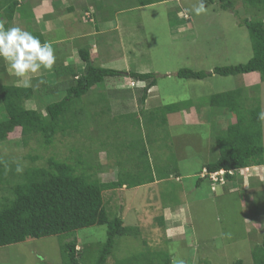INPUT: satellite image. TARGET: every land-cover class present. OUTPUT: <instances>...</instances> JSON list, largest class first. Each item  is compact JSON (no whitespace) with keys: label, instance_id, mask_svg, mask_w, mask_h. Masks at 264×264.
<instances>
[{"label":"rangeland","instance_id":"rangeland-1","mask_svg":"<svg viewBox=\"0 0 264 264\" xmlns=\"http://www.w3.org/2000/svg\"><path fill=\"white\" fill-rule=\"evenodd\" d=\"M101 1L107 6L102 3L97 21L101 24L103 15L113 19L123 11L121 19L128 32L125 51L118 37L106 40L97 66L111 63L118 71L155 74L157 86L149 91L145 109L140 112L145 84L132 88L127 77L108 78L75 102L78 111L86 112L84 117L79 115L82 123L77 133L58 135L54 146L46 149L39 136L24 145L17 130L0 143V162L18 172V166L22 171L43 167L52 156L75 163L70 159L86 154L103 183L117 181L121 173L129 178L136 164L151 166L146 177L153 175L157 183L104 193L111 216L119 214L127 227L137 231L136 236L117 240L109 264H173L177 257L186 264H254L252 252L264 237V165L236 173V182L224 186L201 179L204 168L221 154L216 136L236 121L233 114L212 109L210 98L240 89L244 109L260 104L264 114V82L259 73L212 75L201 81L180 79L177 73L183 69L211 73L217 67L247 64L254 50L249 30L240 19L264 20V9L236 0L234 11L224 10L217 2L205 0L206 13L196 15L193 6L198 0H163L145 7L136 0ZM0 22H9L2 10ZM67 56H57L51 69L41 68L49 85L73 81L55 77ZM126 57L130 66H123ZM85 69L82 63L75 67L81 75ZM58 90L38 92L27 108L46 114L49 104L66 97L64 88ZM187 102L193 107L170 115L168 125L156 120L157 108ZM102 109L108 110L104 116L99 114ZM5 115L0 99V122ZM262 125L264 132V118ZM30 155L41 159L33 162ZM157 171L170 177L159 179ZM3 196L0 192V205ZM107 237V227L96 226L78 231L73 238L28 239L0 248V264H62L63 241L76 240L78 250H83L105 243Z\"/></svg>","mask_w":264,"mask_h":264},{"label":"trees","instance_id":"trees-1","mask_svg":"<svg viewBox=\"0 0 264 264\" xmlns=\"http://www.w3.org/2000/svg\"><path fill=\"white\" fill-rule=\"evenodd\" d=\"M27 0H0V12L11 22L19 13L26 18L30 9L24 5ZM140 7L154 5L163 0H136ZM139 1V2H138ZM205 1V0H204ZM245 5L252 8L264 9V0H243ZM209 4L216 3L224 10L234 11L236 0H207ZM32 15H28L30 18ZM250 33L254 56L247 63L239 66L217 67L213 72H196L183 69L177 73L178 78L185 80H205L212 75L221 77L241 76L259 73L264 82V20L240 19ZM7 27V26H6ZM38 36L43 42V36ZM80 57L86 64L83 75L75 71L74 66H67L56 72L59 79L69 77L73 81L68 84L61 82L52 86L44 84L42 87L1 86L0 99L5 109L6 118L0 122V143L9 140V136L21 130V141L24 145L34 137L39 136L43 147L49 149L54 146L58 135L72 136L81 128V117L86 116L84 109L78 111L74 104L82 99L98 85L108 78L128 77L136 81L148 83L140 98L143 111L148 99L149 90L157 86L156 75L153 73L121 72L103 68L93 64L88 50H81ZM65 80V79H64ZM63 80V81H64ZM66 81V80H65ZM40 83V82H37ZM60 87V88H59ZM64 88L66 97L59 103L49 104L46 114L38 110L28 109V101H36L37 93H52ZM59 91V90H58ZM245 96L242 90L217 94L210 98L212 109H222L235 116V122L215 138V145L220 150L217 161L209 163L204 171L216 173L227 171V184L236 182L235 175L230 171L239 172L244 169H254L264 165V132L263 118L260 104L257 107L244 109ZM124 104H122V108ZM193 107L192 102L168 105L157 108V121L168 125V116L188 111ZM108 113L102 109L101 116ZM146 155V153H144ZM79 157V156H78ZM70 159L75 163L50 157L43 167H27L22 172L7 170L8 163L0 162V192L4 193L3 203L0 205V248L26 242L28 239H43L48 237H75L80 230L96 227H107V241L83 250H78L76 240L62 242V264H109L114 253L117 240L137 235L135 228L127 227L119 214L111 216L104 201V193L123 187L131 189L155 183L153 175L147 178L151 166L142 168L137 165L135 174L121 173L119 179L110 183H103L95 171V166L86 157ZM35 162L41 157L30 155ZM126 167V165H125ZM158 172V171H157ZM175 170L176 177L179 175ZM159 171V179L170 176ZM136 175V176H133ZM145 176V178H143ZM9 177L17 183L11 182ZM209 180L207 178L201 179ZM164 221V219L162 220ZM253 263L264 264V237L253 252ZM165 264H171L167 261ZM242 264V262H238Z\"/></svg>","mask_w":264,"mask_h":264},{"label":"crops","instance_id":"crops-1","mask_svg":"<svg viewBox=\"0 0 264 264\" xmlns=\"http://www.w3.org/2000/svg\"><path fill=\"white\" fill-rule=\"evenodd\" d=\"M92 1L93 2H91V0L23 1V4L27 6L26 10L30 9V14L28 15L32 16L28 18L27 15L25 18L17 13L11 22H8V24L4 25L5 27H21L24 30L30 31L32 34L42 35L44 41H50L52 43V46L55 49L56 60L57 56L61 57L65 54L68 55L64 63L61 64L63 68H66L67 66H74L77 68V66H79L81 63L83 66H86L80 57L81 50H88L91 61L97 66L98 60L101 59L100 55L103 50V44L106 43V40L109 42V39H111L113 36L118 37L120 43L124 44L125 51V48H127L125 34L128 31H125V27L122 23L123 20L121 19V15L124 14L123 11L116 12L113 19H108L109 16L107 17L103 15L102 23L100 24L97 20L103 13V11H101L103 10L101 7L102 3L103 6H107V4L101 0ZM87 14L92 15L94 22L92 20L88 22L86 21ZM96 17H98V19ZM69 31L72 32L70 33ZM74 31L79 32L73 33ZM83 44L85 46H83ZM124 61L125 62L123 66H130L128 57H126ZM100 66L103 68L107 66L106 68L108 69L113 65H111V63H101ZM110 68L112 70L116 69L114 67ZM76 72L78 73V71ZM55 77L58 78L57 75H55ZM47 79L48 78L44 76L41 71L37 73H29L23 79L18 78L13 72L9 70L6 61L0 57V87H42L44 84H48ZM64 79L65 78H61L60 80L63 81ZM35 81H39L40 83ZM33 101H28L27 104H31ZM183 112L185 113V111ZM171 116H175V114ZM168 120L170 119L168 118ZM157 182L155 181V183Z\"/></svg>","mask_w":264,"mask_h":264},{"label":"clouds","instance_id":"clouds-1","mask_svg":"<svg viewBox=\"0 0 264 264\" xmlns=\"http://www.w3.org/2000/svg\"><path fill=\"white\" fill-rule=\"evenodd\" d=\"M193 11L196 15L206 13L207 9L204 0H198V3L193 6ZM184 17L188 18V16ZM86 19L87 22L93 21L92 15L89 14H87ZM0 57L6 61L9 70L21 79L25 78L29 73L39 72L41 68L51 69L56 60L55 49L50 41L42 42L38 36H35L30 31L17 26L5 27L2 22H0ZM137 83L145 84L144 90L148 85L146 82L131 79L130 87H139ZM262 118H264V114H262ZM17 171H22V168L18 166ZM241 171L243 170H240L238 174ZM173 264H186V261L177 257Z\"/></svg>","mask_w":264,"mask_h":264},{"label":"built area","instance_id":"built-area-1","mask_svg":"<svg viewBox=\"0 0 264 264\" xmlns=\"http://www.w3.org/2000/svg\"><path fill=\"white\" fill-rule=\"evenodd\" d=\"M243 172V171H241ZM227 171H220V172H216V173H208L207 170L204 171V175H202L203 178H209L210 181L214 184H219L221 186H224L227 184V180H226V175H227ZM230 175H234L236 172L235 171H230L229 172ZM215 189V187H213V190Z\"/></svg>","mask_w":264,"mask_h":264}]
</instances>
